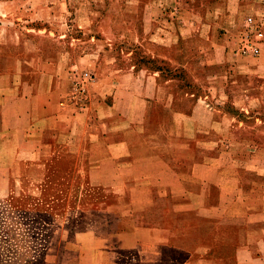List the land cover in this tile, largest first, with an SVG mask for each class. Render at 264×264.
Wrapping results in <instances>:
<instances>
[{
  "label": "crops",
  "instance_id": "obj_1",
  "mask_svg": "<svg viewBox=\"0 0 264 264\" xmlns=\"http://www.w3.org/2000/svg\"><path fill=\"white\" fill-rule=\"evenodd\" d=\"M115 1L0 0V189L35 193L70 152L86 180L79 225L61 223L79 248L72 264H264V163L225 151L243 126L221 107L229 94L198 89L211 59L181 45L197 26L163 9L124 11L119 25ZM225 3L220 19L243 8ZM137 18L155 23L138 30ZM81 67L94 78L79 103L69 91Z\"/></svg>",
  "mask_w": 264,
  "mask_h": 264
},
{
  "label": "rangeland",
  "instance_id": "obj_2",
  "mask_svg": "<svg viewBox=\"0 0 264 264\" xmlns=\"http://www.w3.org/2000/svg\"><path fill=\"white\" fill-rule=\"evenodd\" d=\"M161 4L163 8L157 3L150 2L145 8L140 2L123 3L121 0H116L111 8L121 14L116 21L119 25L129 22L131 20L129 16L132 18L135 15L139 16L143 10L156 13L157 10L163 9L162 13L177 14L176 23L184 25L189 20L195 24V27L197 26L194 29L195 35L185 36L181 45L189 48L195 59H209V57L211 59L208 67L199 71L201 76L197 82L198 89L201 93L202 90L209 93L213 87H217L220 94H229V100L221 107L227 113L237 115L233 125L242 122L243 126V129L232 128L227 140L231 143L233 138L242 139V144L233 146L227 143L225 151L227 154L236 152L238 156L244 157L254 155L262 165L264 163V39L262 49L257 56L237 52V43L243 19L247 15L258 24L264 36L262 8L264 2L243 0V8L225 19L219 18L220 13L229 6L225 0H177ZM88 7L87 4L80 3L79 12H87ZM95 8L105 11L108 6L100 2ZM124 11L129 13L128 17H125ZM211 12L213 17H210ZM132 21L137 23L138 30L155 23L150 19L141 18ZM71 23L72 20H66V25ZM141 37L139 36L138 40ZM116 42L117 53L123 43ZM81 44L79 41V54L84 48ZM210 49L213 50L209 51ZM205 52L208 53L207 58H204ZM117 56L121 57L122 54L118 52ZM192 68L199 70L197 66ZM82 71L93 75L88 67H81L76 74ZM255 171L259 176L262 168ZM259 181V185L262 186L261 180ZM85 182V179L79 178V168L75 167L73 156L67 152L47 164L45 177L35 193L14 196L0 189V264H44L47 256L51 257L50 260H46L47 264H61V255L65 252L73 257L66 258L62 263L72 264L79 248L65 242L67 232L62 228L61 223L68 221L79 225V215H75V210L79 206V184ZM94 195H87L86 198L96 197V194Z\"/></svg>",
  "mask_w": 264,
  "mask_h": 264
},
{
  "label": "built area",
  "instance_id": "obj_3",
  "mask_svg": "<svg viewBox=\"0 0 264 264\" xmlns=\"http://www.w3.org/2000/svg\"><path fill=\"white\" fill-rule=\"evenodd\" d=\"M263 32L251 16H245L243 26L237 43V52L257 56L263 44ZM93 75L90 72L82 71L74 75L69 91L70 98L81 103L86 99L88 85L92 82Z\"/></svg>",
  "mask_w": 264,
  "mask_h": 264
}]
</instances>
